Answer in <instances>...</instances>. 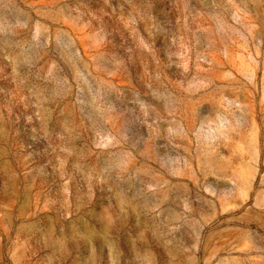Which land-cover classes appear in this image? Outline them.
<instances>
[{"label": "rangeland", "instance_id": "1", "mask_svg": "<svg viewBox=\"0 0 264 264\" xmlns=\"http://www.w3.org/2000/svg\"><path fill=\"white\" fill-rule=\"evenodd\" d=\"M0 264H264V0H0Z\"/></svg>", "mask_w": 264, "mask_h": 264}]
</instances>
